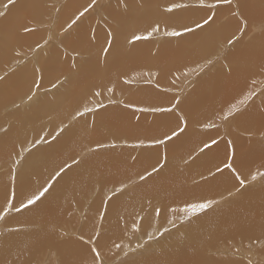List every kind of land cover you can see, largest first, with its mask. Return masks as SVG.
<instances>
[{
  "label": "rangeland",
  "instance_id": "rangeland-1",
  "mask_svg": "<svg viewBox=\"0 0 264 264\" xmlns=\"http://www.w3.org/2000/svg\"><path fill=\"white\" fill-rule=\"evenodd\" d=\"M130 1L97 0V4L69 28L68 25L71 24V21L75 19L79 11H83L91 3V0H16L15 4L8 7H5L8 0H0V12L5 14L0 16V77H4L3 80H0V92H2L0 94V215L6 211V215L0 219V240L7 235H10L8 237L17 235L21 241L25 238L23 240L25 242L24 254L30 252L32 256L30 259L20 260L19 264H69L66 259L64 260L67 251H70V256L73 255L75 260L73 264H91L93 256L89 249L92 247H98L104 264H157L158 261L154 257L158 258L161 253L169 254L174 251L175 241L178 237L180 236L181 240H184L186 234L189 238V234L193 232L190 235L195 236L196 234L201 237V240L204 239V246L207 249L204 256L202 255L205 258L203 260L200 258L203 254L201 250L198 255L195 254L197 257L193 255L194 258H197L195 263L200 258L203 261L200 264L205 262L207 264H216L217 262L220 264H232L233 262L235 264L239 262L241 264H264V176L261 175L264 173V85L262 84L260 88L259 84L255 83L258 75L253 74L256 77L252 76L246 85L248 88H245L248 89L246 91H249V96L251 95L248 101L246 100L248 98L243 99V92L239 96L236 92L230 91L229 94L236 97L231 98L227 103L222 101V93L214 99L210 98L206 101L204 99L202 102L204 104L193 103L197 100V96H201L199 94L202 91L211 90V87H206L209 80L211 82L218 79L223 81L230 71H233V66L240 63L238 60L241 59L242 54H238V56V52H235L234 59L228 57L232 55V51H235V47L239 48L237 44L243 39L246 46L251 41H256L251 42L249 48L244 47L245 45L242 43L241 50H238L250 54L248 59L252 64L249 70L256 63L259 65L260 61L264 62V56H261L264 55V42L262 41L264 19L254 18L255 12L260 13L259 15L262 14L261 16L264 18V0H257L254 12H252L254 4L252 7L250 5L247 7V4L240 3V1L249 0H233L231 5L218 2V0H204L206 5H214V7L205 8L199 6V0H156L157 4L155 0H148L152 5H149L147 0H133L138 2L135 10L130 8ZM176 4L188 5V7L173 8ZM241 6L245 10L240 8ZM151 7L154 8L151 11H155L153 14H150V10V12L148 11L149 8L152 9ZM168 8H173V11L168 12ZM239 8L243 10V13L247 12V15L242 14ZM140 12L145 13L146 17L143 21H147V24L135 27L132 22L137 20ZM117 13L120 14L119 17L124 16L125 19L116 17ZM195 15L203 16L197 20L201 22L207 16H211L213 19L218 16L216 26L225 25V22L228 23L232 20L231 29L230 26H224L226 37L229 36L227 39L224 36L221 37L218 28L216 33L215 29H213L214 31L211 29L213 33L210 32L212 35L209 39L214 38L215 40L209 41V43L206 38L200 39L199 50H192L186 57V54L182 53L185 39L188 36L197 37L203 30L196 29L194 34L184 33L179 37L166 35V33L183 32L184 25L194 27L196 20L195 22L191 21L193 18L196 19ZM188 18L190 21L187 20ZM25 26L35 29V31L25 32ZM154 26H158V32H152ZM81 30L85 31L84 34L80 33ZM109 32L113 34L112 37L108 36ZM149 33L151 35L148 39L137 41L134 44L129 43L133 34L147 36ZM243 36L245 38L242 39ZM108 39H112V47L107 57V63H105L101 49L107 46ZM224 39H231L233 43L229 44ZM193 42L197 43V38ZM74 43L76 44L74 45ZM252 44L254 47L251 46ZM174 48H176V52L173 53L171 61L170 57L165 59L162 56L160 58L161 53L159 52L169 49L171 52ZM245 48H248V51ZM251 48H255L254 50L260 57ZM141 49L146 50V53L138 54ZM208 49L211 52H208ZM176 57H180L181 61L175 62ZM93 59V64H90ZM112 59L119 61L122 67L119 66L113 70L114 66L111 67L113 63L109 64V60ZM212 59H216L214 60L215 67ZM226 59L229 63L233 61L235 63L230 64L229 69L225 62ZM188 60L194 62L199 60V62H195L194 66L188 68V65H184V62L189 63ZM73 63L78 66L77 69H72ZM85 66L87 67L85 68ZM88 67L91 71L87 69ZM201 71L203 73H200ZM53 84L56 87H53ZM253 84H256L259 90ZM229 86L231 87V83ZM250 86H252L251 90ZM96 91L102 94L95 96L93 93ZM3 93H10V95L4 97ZM30 95L33 97L32 100L28 99ZM138 97L144 103L136 101ZM261 97L263 99H260ZM57 98L60 103L55 104L54 107L56 106L55 108L58 109L52 114L47 112L49 109L43 105L50 104ZM226 98L228 99V97ZM176 101H180V103L177 104ZM189 103L191 106L195 105L190 107ZM233 104L236 105L238 114L224 120L221 110L226 108L225 111H227ZM40 106L44 110L46 109V115L40 113L38 119L41 122L42 119L46 118V120H43L42 124L40 122L34 124V121L30 120L27 127L25 125L26 128L20 127L23 125L22 120L30 115H35L34 113L40 110ZM85 106L93 110L85 111ZM197 107H201L200 110ZM42 108L40 111L43 110ZM159 108H169L171 111L160 112L156 110ZM137 109L144 110L138 111ZM191 109L194 110H192L193 113L190 112ZM78 110L80 115L77 114ZM120 114L122 121L118 119V123L111 122L114 121L115 116H120ZM188 114L192 115H190L191 119L187 117ZM100 118L105 127H101V130L105 131L103 136L95 135V139V137L92 138V135L96 134L93 128L99 125ZM185 119L187 120L186 131L178 139L174 138L164 144L156 143L157 139L163 138L165 134H170L177 124L183 127ZM189 122L193 127L189 126ZM77 125L85 129L82 130ZM18 128L19 131H17ZM191 128L194 129L191 130ZM72 129L79 131L73 135L70 132ZM84 130H89V133H83ZM90 133L92 135H88ZM212 139H215L217 144L213 145L211 149L201 151L203 143L205 141L210 143ZM233 149L235 156L232 155ZM40 152L50 153L48 159L50 163L46 168L34 159V156ZM239 154L240 156H238ZM171 158L176 160L175 166L178 165L177 167L168 165ZM74 160L79 163H73ZM158 160L159 164H164V167L159 172H152L153 166L159 168ZM225 162L231 163L232 168H225ZM66 163L71 165V168L66 170L56 182L54 189L42 202L26 210L15 211V207L19 206L21 201L26 200L29 194L44 185L49 177ZM85 165H88L86 167L94 165L98 175L94 172H90V174L85 172L87 175L84 177L80 175L78 171L85 170ZM217 166H219V170H217ZM104 171L107 173L105 174ZM186 171L189 174L185 175ZM166 172L168 175L164 176ZM148 173L152 174L148 176ZM179 173L182 174V179L179 178ZM141 174L147 177L144 181L139 179ZM174 174H177V177ZM13 175H15V181L12 179ZM68 176L70 178L81 176L83 179L82 181L77 179L80 184L73 180L76 183L69 181L66 185L64 178ZM98 176L100 177L98 178ZM252 176H255L256 179L253 180ZM108 177L109 181H107ZM237 177L244 180L243 187H240ZM87 179L92 181L90 186ZM163 180L166 181L163 182ZM162 182L168 183L164 185ZM69 183L70 185H68ZM75 184L81 185V188H77ZM223 184L226 188L223 187ZM71 185H75L76 188ZM145 187L149 191H145ZM178 187L180 189H177ZM114 189H123V192L117 193ZM68 190H72V192ZM174 190L175 193L177 190L179 191L175 194ZM248 193L251 197L248 196ZM256 197L259 198L256 199ZM156 198L159 199V202H153L154 205L151 207V201ZM118 199L123 203L121 205L123 207L120 206V211L122 210L123 214L126 213V217L121 218L120 216L119 219L112 217V213L119 209V207L114 208L112 203L113 200H117V204ZM7 200L12 202L11 209L7 208ZM226 200L231 204L229 202L227 204ZM256 200L258 205L255 204ZM209 201H211L212 209L197 213L187 211L192 204ZM248 201L253 206V210ZM220 202H224L223 204L226 206L221 205ZM165 203L169 206H166ZM244 204H247V207H244ZM262 204V207L259 206ZM181 205L184 207L182 208ZM218 205L222 207L220 208ZM234 206H238V209ZM248 207L251 210L246 209L247 213L249 212L248 218L250 217L251 221L253 219L254 225L258 222L260 225L257 224L258 228L261 227L259 230L256 228L257 232H252L253 224L247 215L242 216L247 219H241V216L238 217L235 214L240 212L239 209H242L239 214L246 213L244 209ZM257 209L259 210L257 211ZM164 210L167 212L165 213ZM230 210L233 214L230 213ZM236 210L238 211L236 212ZM149 211L152 213L150 212V214ZM160 212H164V214ZM222 212L223 214L226 212L225 215H231L230 222L223 219ZM219 213L221 218L218 216ZM212 214L216 216V219L214 216L211 219L208 218ZM234 215H237V220L240 219L239 222L236 221V224H232L235 222ZM46 218L48 219L49 235L53 234L48 240L53 237L57 242V247L51 243V240L47 242L42 240L38 244L42 247L37 248L36 241L38 242L40 235L44 233L43 223ZM218 219H223V222L219 220L218 223ZM241 221L252 229L245 227L243 231L244 225ZM117 223L118 225H114ZM216 223L221 224L217 225L219 229H217ZM248 223L250 224L248 225ZM109 224L112 226L110 229L108 228ZM212 224L215 225L214 228H212ZM238 225H241L239 226V228L242 227L241 230ZM254 225L253 227H255ZM115 226L118 232H116ZM210 228H216L215 232ZM230 228H234V234ZM237 228L239 231L236 230V234L235 229ZM222 229H224V233H222ZM177 230L179 235H174ZM186 231L187 233L184 234ZM218 233H222L223 236L220 237L221 235ZM224 234L227 235L224 236ZM81 236L88 242L84 243L80 239ZM89 237H91L90 240ZM63 245H69L66 247L67 251L62 248ZM72 247L73 250H71ZM75 247H85L88 253H80L84 257L82 258L76 254ZM20 249L19 247L14 253H19ZM219 256L227 260L224 261L221 257L219 259ZM207 258H211L212 261L211 259L208 261ZM228 259L229 262H226ZM5 264L13 263L6 262ZM172 264L175 263L172 261Z\"/></svg>",
  "mask_w": 264,
  "mask_h": 264
},
{
  "label": "bare ground",
  "instance_id": "bare-ground-1",
  "mask_svg": "<svg viewBox=\"0 0 264 264\" xmlns=\"http://www.w3.org/2000/svg\"><path fill=\"white\" fill-rule=\"evenodd\" d=\"M137 1V0H136ZM136 1H133V0H131L130 1V8H133L134 10H135V6H136V4L138 3V2H136ZM148 1V0H147ZM146 1V2H147ZM156 1V0H155ZM164 1H166V0H164ZM42 2V1H41ZM146 2H144L145 4H146ZM153 2V1H152ZM244 3L245 5L247 4V7L250 5L251 7L253 6V4H254V6H253V11L252 12H254V11H256V7H257V0H249V1H240V3ZM143 3V2H142ZM148 3H150L149 1H148ZM156 4H157V1L155 2ZM251 3H252V5H251ZM161 4H162V2H161ZM149 5H152L151 3L149 4ZM241 5V4H240ZM114 6V5H113ZM146 6H148V4H146ZM158 6H159V4H158ZM249 6V7H250ZM47 8V7H46ZM152 8V7H151ZM240 8H242V9H244V7L243 6H241ZM239 8V9H240ZM70 9V8H69ZM260 9V8H259ZM151 11V10H154V8H152V9H148V11ZM241 10V9H240ZM245 10V9H244ZM247 10V9H246ZM248 10H249V8H248ZM113 11V10H112ZM127 11V10H126ZM125 11V12H126ZM149 11V12H150ZM242 11V14H244L245 13V15H247V12H245L244 11V13H243V10H241ZM240 11V12H241ZM70 12H71V10H70ZM153 12H155V11H153ZM153 12L151 11L150 12V14H153ZM122 13V12H121ZM118 14V13H117ZM128 14V13H127ZM125 15L126 16V18H127V16L128 15ZM157 14V13H156ZM194 14H196V13H194ZM260 13H256L255 12V19H264L261 15H259ZM71 15V14H70ZM119 15L120 14H118V15H115L116 17H118L119 19H120V17L121 18H123L124 16H120L119 17ZM123 15V14H122ZM252 15V14H251ZM72 16V15H71ZM146 16H145V13L144 12H140L139 14H138V16H137V20H135L134 22H132V24L134 23V25H135V27H138L139 25H142V24H147V21H143V19L145 18ZM175 17V16H174ZM193 17V16H192ZM195 17H196V19L195 18H193V20L191 21V22H195V20L197 21L198 20V18H199V20H200V18H202L203 16H197V15H195ZM217 17L218 16H216L213 20H212V22L209 24V25H206L205 27H203V31H201L200 33H199V35L197 36V37H190V36H188V38H186L185 39V42H184V44H183V47H182V53H185L186 54V57L187 56H189V55H187V54H189L192 50H199V45H200V39H202V38H206L207 40H208V42L210 41V42H213V40H215L214 38L212 39V40H210L209 38H210V35H212V34H210V32L211 33H213V29H215V33L217 32V28L219 29L218 31H219V33H220V35H222L221 37H223L224 36V38H226L227 39V37L229 38V36H227L226 37V28L224 27V26H230V29H231V22H232V20L231 21H229L228 23H226L225 22V25H221L220 24V26H216V24L218 23V20H217ZM245 17V16H244ZM259 17V18H258ZM125 18H123V20H124ZM182 19H183V16H182ZM185 19V18H184ZM122 20V21H123ZM187 20H189V18L187 19ZM250 20V19H249ZM190 21V20H189ZM226 21V20H225ZM234 21V23L236 22L235 20H233ZM257 21V20H256ZM70 22V21H69ZM191 22H189V23H191ZM257 22H259V20L257 21ZM256 22V23H257ZM222 23H224V22H222ZM187 24H188V22H187ZM192 24V23H191ZM236 24V23H235ZM236 25H238V24H236ZM255 25V24H254ZM235 26V25H234ZM216 27V28H215ZM233 28V27H232ZM248 28V27H247ZM213 31H212V30ZM82 30H84L83 28H82ZM82 30H81V32L80 33H82V34H84V32L85 31H83L82 32ZM245 33H247V32H245ZM249 34V33H248ZM264 34V33H263ZM220 35H218V36H220ZM227 35H228V33H227ZM3 36V35H2ZM14 36V35H13ZM263 37H262V41L264 42V35H262ZM197 38V43H195V42H193V40L194 39H196ZM216 38V37H215ZM220 38V37H219ZM243 38H245L244 36L242 37V39ZM86 39H87V37H86ZM116 39V38H115ZM221 39V38H220ZM261 39V38H260ZM7 40V39H6ZM240 40H241V38H240ZM239 40V41H240ZM9 41V40H8ZM8 41H7V44H8ZM14 41V40H13ZM70 41H72V40H70ZM224 41H229V39L228 40H225L224 39ZM244 41V39L242 40V41H240V42H238V44L237 45H239V48H238V46L237 47H235L234 48V50L235 51H232V55L230 56V57H228V58H231V59H234V56H235V52H238L237 53V55L238 54H242V56L240 57L241 59L240 60H238V61H240V63H237V64H235L234 63V61L233 62H227V59L225 60V62H227V64H228V69L231 67V65H233V63L235 64L233 67H234V69H233V71H230V74L223 80V81H220L217 77H218V75H217V81L216 80H213V81H215V83H213V81L211 82V80H209L208 82H207V84L206 83H204V84H206L207 86V88H209V87H211L210 89V91H200L201 93L199 94V95H201V96H197V100H195V101H193V103H196V104H204V103H202L203 102V100L205 99V101L207 100V99H210V98H216L220 93H222L223 95H222V98H223V100L222 101H224L225 103H227L231 98H234V97H236V96H233L232 94V96L229 94L230 93V91L232 92L233 91V93L234 92H236L239 96L242 94V92H243V99H245V98H248V99H246L247 101L249 100V98L251 97V95L249 96V91H246V90H248V89H245L247 86V83H249L250 81L249 80H251L252 79V76H254L253 74H255V75H258V79L255 81V83H257V85L259 84V86H260V88L262 87V84L264 85V62H262L261 63V61H260V64L259 65H257V63H256V65H253L252 66V69H250L249 70V67H250V65L252 64L251 63V61L248 59V57H249V53L247 54V53H243V51H238V50H241L240 49V46H242V43H244L243 42ZM255 41V40H254ZM253 41V42H254ZM261 41V40H260ZM74 42H76V41H74ZM209 42V43H210ZM252 42V41H251ZM251 42L248 44V46H246L245 45V43H244V47H250L249 45L251 44ZM252 42V43H253ZM256 42V41H255ZM76 43H78V42H76ZM76 43H74V45L76 44ZM81 43H83V42H81ZM101 43V42H100ZM248 43V42H247ZM196 44V45H195ZM258 44V43H257ZM77 46V45H76ZM172 46V45H171ZM170 46V47H171ZM212 46V45H211ZM251 46H253L254 47V44H252ZM260 46H261V44H260ZM264 46V45H263ZM177 47H179L178 45H177ZM141 48H143V47H141ZM208 48V47H207ZM243 48V47H242ZM247 48V49H248ZM261 48V47H260ZM178 49V48H177ZM246 49V48H245ZM246 49V51H248ZM251 49H253V48H251ZM255 49V48H254ZM253 49V50H254ZM144 50V49H143ZM142 49L138 52V54H145L146 53V50H144L143 51ZM176 50V48H174L173 49V51H171L170 52V49L167 51H163V52H159V53H161L160 54V58L162 57V56H164L165 57V59H167V58H169L170 57V61H171V57H172V55H173V53L174 52H176L175 51ZM250 50V49H249ZM210 50L208 49V52H209ZM255 51V50H254ZM261 51V50H260ZM211 52V51H210ZM252 52V51H251ZM250 52V53H251ZM256 52V51H255ZM218 53V52H217ZM257 53V52H256ZM252 54V53H251ZM263 54V53H262ZM177 55V54H176ZM179 55L181 56V54H180V52H179ZM218 55V54H217ZM257 55L260 57V55L257 53ZM6 56V55H5ZM239 56V55H238ZM261 56H264V55H261ZM202 57V56H201ZM159 58V57H158ZM216 59H217V57H215ZM239 58V57H238ZM264 58V57H263ZM182 59H184V58H182ZM216 59H212V61L214 62V60H216ZM174 60V59H173ZM230 60V59H229ZM228 60V61H229ZM237 60V59H236ZM181 60H180V57H176L175 58V62H180ZM189 61V63H186V62H184V65H188L187 67L189 68V67H191V66H194V64H195V62H199V60H197V61H191V60H188ZM237 61V62H238ZM256 61V60H255ZM258 61V60H257ZM93 62H94V59L91 61V63L90 64H93ZM134 62H136L135 60H134ZM201 62V61H200ZM110 63H113V65H111V67L112 66H114V67H112L113 68V70L114 69H117L119 66L120 67H122L121 65H120V62L119 61H117V60H114V59H112V60H109V64ZM159 63V62H158ZM215 64H216V62H214V67H215ZM231 64V65H230ZM57 65V64H56ZM60 65V64H59ZM149 65H150V60H149ZM153 65V64H152ZM206 65V64H205ZM58 66V65H57ZM87 66H85V68H86ZM90 67H91V65H90ZM90 67H88L87 69L89 70V71H91V69H90ZM153 67V66H152ZM183 67H185V66H183ZM210 68H213L212 66H209ZM208 67V68H209ZM57 68V67H56ZM186 68V67H185ZM218 68H220V67H218ZM258 69H259V71H261V72H259L258 71ZM55 70H57V69H55ZM228 71V72H229ZM24 72V71H23ZM26 72V71H25ZM33 72V71H32ZM55 72H57V71H55ZM221 72V71H220ZM200 73H203L202 71L200 72ZM34 74V73H33ZM219 74V73H218ZM226 74V73H225ZM224 74V75H225ZM27 75V74H26ZM200 75V74H199ZM259 76H261L260 78H259ZM212 77H214V76H212ZM225 77V76H224ZM254 77H256V76H254ZM253 77V78H254ZM17 78V77H16ZM194 78V77H193ZM215 78V79H216ZM18 79V78H17ZM16 79V80H17ZM29 79V78H28ZM188 79V78H187ZM190 79V78H189ZM188 79V80H189ZM200 79V78H199ZM221 79V78H220ZM19 80V79H18ZM158 80V79H157ZM191 80V79H190ZM198 80V79H197ZM255 80V79H254ZM254 80H252V81H254ZM259 80V81H258ZM243 81H245L244 83H243ZM249 81V82H248ZM28 82V81H27ZM49 82H50V80H49ZM181 82H183V81H181ZM161 83V82H160ZM165 83V82H164ZM229 83H231V87L229 86ZM17 84V83H16ZM162 84V83H161ZM253 85H255V86H257L256 84H253ZM13 86V85H12ZM185 86V85H184ZM204 86V85H203ZM233 86V87H232ZM16 86H14V88H15ZM22 87H24V86H22ZM251 87L252 86H250V90H251ZM26 88V87H25ZM248 88V87H247ZM257 88H258V86H257ZM263 88H264V86H263ZM16 89V88H15ZM170 89V88H169ZM177 89V88H176ZM3 91H4V89H2ZM198 90V89H197ZM258 90H259V88H258ZM73 91V90H72ZM244 91H246V92H244ZM9 92H11L10 90H9ZM150 92V91H149ZM155 92V91H154ZM75 93V95H76V91L74 92ZM140 93V92H139ZM142 93V92H141ZM228 93V94H227ZM0 94H2V92H0ZM72 94V93H71ZM79 94V93H78ZM193 94V93H192ZM227 94V95H226ZM251 94V93H250ZM10 95V93H3V95L2 96H4V97H8ZM253 95V94H252ZM259 95V94H258ZM132 96V95H131ZM196 96V95H195ZM62 97V96H61ZM61 97H59V98H61ZM75 97V96H74ZM76 97H78V96H76ZM81 97V96H80ZM133 97V96H132ZM131 97V98H132ZM140 97V96H139ZM137 98V100L136 101H140L141 103H144V102H142L143 100L142 99H140V98ZM226 97H228V99L226 98ZM59 98H57V100H54L52 103H50V104H47V105H43V102H42V105L44 106V107H47V109H49V111H47V112H51V114H52V112H54V111H56L58 108H55L54 107V105L55 104H58V103H60V100H59ZM63 98V97H62ZM130 98V99H131ZM152 99V98H151ZM163 99V98H162ZM193 99V98H192ZM194 99H195V97H194ZM193 99V100H194ZM237 99V98H236ZM260 99H263L262 97L260 98ZM240 100V99H239ZM258 100V99H257ZM262 101V100H261ZM61 102H64V101H61ZM82 102V101H81ZM68 103V102H67ZM159 103V102H158ZM72 104V103H71ZM132 104V103H131ZM136 104V103H135ZM187 104V103H186ZM190 104V103H189ZM4 105H5V103H4ZM68 105H70L69 103H68ZM74 105V104H73ZM195 104H193L192 106H194ZM48 106H50V107H48ZM58 106H64V105H58ZM57 106V107H58ZM146 106V105H145ZM144 106V107H145ZM189 106V105H188ZM191 106V104H190V107H192ZM198 106V105H197ZM41 107V106H40ZM42 108V107H41ZM41 108H40V110H41ZM198 108V107H197ZM201 108V107H200ZM200 108H198L199 110H200ZM215 108V107H214ZM39 109V108H38ZM43 109V108H42ZM197 109V110H198ZM203 109V108H202ZM36 110V109H35ZM40 110H38L37 111V113H34L35 115H30L29 117H26L25 119H23L22 120V122L21 123H23V125H21L20 127H25V125H26V127H27V124H29V121L30 120H33L34 121V124H39V122L42 124V122H43V120H46V118L45 119H42V122L41 121H39V119H38V115L40 114V113H43V115H46V109L44 110H42V111H40ZM59 110H61V109H59ZM186 110V109H185ZM193 109H191L190 110V112L192 111ZM224 110H226V108L224 109ZM194 111V110H193ZM193 111L191 112V113H193ZM35 112V111H34ZM101 113V112H100ZM197 113H198V111H197ZM202 113V112H201ZM255 113V112H254ZM28 114V113H27ZM56 114H57V112H56ZM128 114V113H127ZM199 114V113H198ZM64 115V114H63ZM105 115V114H104ZM113 115V114H112ZM191 114H188V116L187 117H191L190 116ZM254 115V114H253ZM252 115V116H253ZM198 116V115H197ZM196 116V117H197ZM204 116V115H203ZM63 117V116H62ZM65 117V116H64ZM114 117V116H113ZM118 117V118H117ZM132 117V116H131ZM198 117H200V116H198ZM241 117V116H240ZM247 117V116H246ZM249 117V116H248ZM21 118V117H20ZM20 118H18V119H20ZM49 118V117H48ZM102 118V117H101ZM100 118V122H99V125H97L96 126V128H93V130H95V132H96V134H94V136L92 135V133H90V134H88V135H92V138H94L95 137V135H102L103 134V132L105 131V130H101V127H104V123L102 122V119ZM121 118V114H120V116H115V119H114V121H111V122H114V123H116L117 121H118V119H119V121L121 120L120 119ZM125 118V117H124ZM250 118V117H249ZM110 119V118H109ZM191 119V118H190ZM190 119H188V120H190ZM198 119V118H197ZM197 119H195V120H197ZM203 119V118H202ZM207 119V118H206ZM243 119V118H242ZM116 120V121H115ZM252 120V119H251ZM253 120H255V119H253ZM98 121V120H97ZM96 121V122H97ZM118 121V122H119ZM122 121V120H121ZM125 121V120H124ZM201 121V120H200ZM110 122V121H109ZM117 122V123H118ZM126 122V121H125ZM192 122V121H191ZM191 122H189V126L191 127H193V125H191ZM199 122V121H198ZM197 122V123H198ZM261 122V121H260ZM82 123V122H81ZM94 123H95V120H94ZM254 123V122H253ZM258 123V122H257ZM106 124V123H105ZM109 124H111V123H109ZM193 124V123H192ZM84 125V124H83ZM94 125V124H93ZM93 125H92V127H93ZM118 125V124H117ZM116 125V126H117ZM195 125V124H194ZM247 125H248V123H247ZM79 125H77V127H78ZM110 126H114V125H110ZM121 126V125H120ZM264 126V125H263ZM19 127V128H20ZM25 127V128H26ZM84 127V126H83ZM98 127V128H97ZM123 127V126H122ZM144 127V126H143ZM14 128V127H13ZM19 128L17 129V131H19ZM29 128H31V127H29ZM76 128V127H75ZM78 128H81L80 126L78 127ZM105 128V127H104ZM113 128V127H112ZM162 128V127H161ZM257 128V127H256ZM82 129V128H81ZM80 129V130H81ZM83 129H85V128H83ZM82 129V130H83ZM86 129H88V128H86ZM98 129V130H97ZM107 129H109L108 127H107ZM115 129V128H114ZM194 129V128H193ZM192 128H191V130H193ZM59 130V129H58ZM110 130V129H109ZM16 131V130H15ZM79 130L78 129H72L70 132H71V134H75V133H77ZM89 130H84V132L83 133H86V132H88ZM120 131V130H119ZM159 131H160V129H159ZM188 131V130H187ZM190 131V130H189ZM69 132V133H70ZM108 132V131H107ZM122 132V131H121ZM192 132V131H191ZM89 133V132H88ZM123 133V132H122ZM130 133V132H129ZM79 134H82L81 132H79ZM142 134V133H141ZM78 135V134H77ZM116 135V134H115ZM123 135H124V133H123ZM139 135V134H138ZM195 135V134H194ZM103 136V135H102ZM120 137H121V134L119 135ZM129 136V135H128ZM184 137V136H183ZM198 137V136H197ZM68 138V137H67ZM108 138V137H107ZM95 139H96V137H95ZM186 139V138H185ZM44 147H46V146H44ZM254 150V149H253ZM66 151V150H65ZM54 153L56 152V151H53ZM112 152V151H111ZM187 152V151H186ZM253 152V151H252ZM171 153V152H170ZM222 153V152H221ZM260 153V152H259ZM66 154V153H65ZM180 154V153H179ZM212 154V153H211ZM257 154V153H256ZM238 156H240V154L238 155ZM49 157H50V153H47V152H40L39 154L37 153L35 156H34V159H36V161L38 162V163H40V164H42L45 168H46V166L50 163V160H48L49 159ZM64 157V156H63ZM141 157V156H140ZM103 158V157H102ZM152 158V157H151ZM175 158V157H174ZM170 159L169 161H168V165H170V166H175V163L177 164V162H176V160L175 159ZM191 158V157H190ZM33 159V160H34ZM87 160V159H86ZM118 160V159H117ZM102 163H103V161H101ZM198 162V161H197ZM200 162H203V161H200ZM153 163H154V161H153ZM199 163V162H198ZM209 163V162H208ZM211 163V162H210ZM264 164V163H263ZM86 166H88V165H85L84 167L86 168L85 170L83 169H81V171H78L79 173H80V175H82L83 177L84 176H86L87 174H85V172H88L89 174H90V172L92 173V172H94V173H96V171H95V169H94V165H90L91 167H86ZM100 166V165H99ZM178 166V165H177ZM177 166H175V167H177ZM192 166H194V165H192ZM234 166V165H233ZM264 166V165H263ZM101 167V166H100ZM175 167H173V168H175ZM97 168V167H96ZM167 168H169V167H167ZM189 168V167H188ZM190 168H191V166H190ZM247 168H249V167H247ZM246 168V169H247ZM244 169V168H243ZM246 169H244V170H246ZM43 170H45V169H43ZM167 170V169H166ZM169 170H170V168H169ZM172 170V169H171ZM187 170V169H186ZM249 169H247V171H248ZM127 171H128V169H127ZM188 171V170H187ZM186 171V172H187ZM191 171V170H190ZM242 172V171H241ZM243 172H246V171H243ZM250 173L252 172V171H249ZM79 173H77V175H79ZM104 173L106 174L107 172L106 171H104ZM110 173V172H109ZM176 173V172H175ZM184 173V172H183ZM200 173V172H199ZM97 175H98V173H96ZM100 174V173H99ZM101 174H102V172H101ZM100 174V175H101ZM164 174H166V175H164V176H167L168 174H167V172L166 173H164ZM171 174V173H170ZM180 174V175H179ZM178 174V176H179V178H181V173H179ZM187 174H189L188 172L187 173H185V175H187ZM191 174H193L192 172H191ZM223 174V173H222ZM246 174V173H245ZM248 174V173H247ZM108 175V174H107ZM162 175V174H161ZM103 176V175H102ZM111 176V175H110ZM109 176V177H110ZM172 176V175H171ZM174 176H176L177 177V174H174ZM223 176V175H222ZM100 176H98V178H99ZM104 177V176H103ZM107 177V176H106ZM109 177L107 178L108 180L107 181H109ZM176 177H175V179H176ZM217 177H219V176H217ZM159 178H160V176H159ZM171 178V177H170ZM178 178V179H179ZM77 179H79L78 181H82V179L83 178H81V176H79V178H78V176H76V177H71L70 178V176H68L67 178H64V182L66 183V185H67V183L69 182V181H73V180H75L76 182H78L77 181ZM101 179V178H100ZM182 179V178H181ZM180 179V180H181ZM214 179V178H213ZM216 179V178H215ZM224 179V178H223ZM261 179V178H260ZM93 180V179H92ZM106 180V179H105ZM111 180V179H110ZM158 180V179H157ZM171 180V179H170ZM172 180H174L173 179V177H172ZM212 180V179H211ZM75 181H73L74 183H76ZM86 181V180H85ZM84 181V182H85ZM90 182L91 180L90 179H87V182ZM164 181H166V180H163V182ZM177 181V180H176ZM185 181H186V178H185ZM213 181V180H212ZM87 182H85V183H87ZM88 182V184H89V186H90V184L92 183V181L89 183ZM104 182V181H103ZM111 182V181H110ZM109 182V183H110ZM135 182V181H134ZM162 182V184H166L167 185V183L168 182H166V183H163ZM79 183V182H78ZM105 183V182H104ZM107 183V182H106ZM156 183H157V181H156ZM183 183V182H182ZM72 185H73V183H71ZM80 184V183H79ZM78 184V185H79ZM66 185H64L65 187H67ZM68 185H70V183L68 184ZM71 185V187H74L75 185H77V184H75L74 186H72ZM78 185H77V188H81V185H79V187H78ZM86 185V184H85ZM174 185V184H173ZM226 185V184H225ZM151 186H152V184H151ZM156 186H158V185H156ZM169 186V185H168ZM167 186V187H168ZM170 186H172L171 185V183H170ZM251 186V185H250ZM256 186V185H255ZM262 186H263V184H262ZM147 187V186H146ZM146 187L144 188L145 189V191H149V190H147L146 189ZM160 187V186H159ZM164 187H166V186H164ZM166 187V188H167ZM182 187V186H181ZM223 187H225L224 186V184H223ZM75 188H76V186H75ZM107 188H108V186H107ZM112 188V187H111ZM153 188V187H152ZM155 188V187H154ZM169 188V187H168ZM220 188V187H219ZM219 188H218V190H219ZM226 188V187H225ZM246 188V187H245ZM251 188V187H250ZM249 188V189H250ZM264 188V187H263ZM165 189V188H164ZM164 189H163V191H164ZM177 189H180L179 187L177 188ZM182 189V188H181ZM221 189V188H220ZM240 189V188H239ZM243 189V188H242ZM248 189V190H249ZM170 190H171V187H170ZM191 190V189H190ZM244 191H245V189H243ZM242 190V191H243ZM264 190V189H263ZM69 192L71 191L72 192V190H68ZM142 191V190H141ZM178 191L179 190H177V193H178ZM222 191V190H221ZM57 192V191H56ZM63 192H64V190H63ZM131 192V191H130ZM166 193H168L167 191H165ZM140 193H142V192H140ZM158 193H159V190H158ZM166 193H165V195H166ZM174 193H175V190H174ZM177 193H175V194H177ZM245 193V192H244ZM149 194V193H148ZM174 194V195H175ZM180 194V193H179ZM241 194V193H240ZM249 194V193H248ZM252 194V193H251ZM254 194V193H253ZM259 194V193H258ZM57 195V194H56ZM65 195V194H64ZM133 195V194H132ZM173 195V196H174ZM181 195V194H180ZM256 195V194H255ZM68 196H69V194H68ZM70 196H71V193H70ZM105 196V195H104ZM134 196V195H133ZM177 196V195H176ZM179 196V195H178ZM244 196V195H243ZM242 196V197H243ZM249 197H251V195L249 194L248 195ZM123 197V196H122ZM179 197H181V196H179ZM178 197V198H179ZM183 197V196H182ZM246 197V196H245ZM253 197V196H252ZM169 198V197H168ZM235 198V197H234ZM233 198V200H236V199H234ZM257 198H259V197H256V199ZM58 199V198H57ZM56 199V200H57ZM66 199H68V198H66ZM157 199V198H156ZM154 199L153 201H151V203H150V205H151V207H153L152 205H154V203L153 202H159V199ZM165 199V198H164ZM170 199H172V200H175V199H173V198H170ZM252 199V198H251ZM53 200V199H52ZM55 200V199H54ZM53 200V201H54ZM63 200V199H62ZM171 200V201H172ZM177 200V199H176ZM229 200V199H228ZM232 200V199H231ZM232 200V201H233ZM264 200V199H263ZM58 201V200H57ZM116 201L117 200H113V203H112V205L114 206V208H118L119 207V209H117V210H115L116 212L115 213H112V217H119L120 218V216H121V218H124V217H126V213L125 214H123V211L121 210L120 211V206L123 204L122 202H120L119 201V199H118V205L116 204ZM183 201V200H182ZM185 201V200H184ZM231 201V202H232ZM250 202H251V200H249ZM248 201V203H249V206H251V204H250V202ZM63 202V201H62ZM95 202V201H94ZM179 202H181V201H179ZM225 202H227V200L225 201ZM229 203H230V201H228ZM227 202V204H229ZM255 202V201H254ZM253 202V203H254ZM258 201L256 200V202H255V204L257 203ZM185 203H186V201H185ZM219 203V202H218ZM221 203V205L224 203V202H220ZM252 203V205H254ZM137 204H139V203H137ZM231 204V203H230ZM140 205V204H139ZM157 205V204H156ZM165 205L166 206H169V204L167 205L166 203H165ZM171 205V204H170ZM224 206H226L225 204H223ZM247 205V204H246ZM245 204H244V207H247ZM256 205H258V203L256 204ZM180 206V205H179ZM178 206V207H179ZM182 206V208L184 207L183 205H181ZM187 206V205H186ZM189 206V205H188ZM214 206V205H213ZM219 206V205H218ZM259 206H263V204L262 205H259ZM4 207V206H3ZM123 206H121V208H122ZM215 207V206H214ZM220 207V206H219ZM222 207V206H221ZM220 207V208H221ZM235 207V206H234ZM237 207V209H238V206H236ZM235 207V208H236ZM243 207V208H244ZM252 207L253 206H251V209H252ZM256 207V206H255ZM143 208V207H142ZM181 208V207H180ZM211 209H212V207H210ZM239 208H240V206H239ZM241 208H242V205H241ZM259 208V207H258ZM263 208H264V206H263ZM262 208V209H263ZM150 209V208H149ZM163 209V208H162ZM166 209V208H165ZM213 209H217V208H213ZM248 210L249 209V211H251L250 210V207H248V208H245L244 210ZM254 209V208H253ZM252 209V210H253ZM7 210V209H6ZM232 210H234V209H232ZM243 210V211H244ZM247 210H246V213H247ZM259 209H257V211H258ZM260 210H261V208H260ZM162 211V210H161ZM231 211V210H230ZM229 211V212H230ZM238 210H236V212H237ZM239 211L241 212L242 211V209H239ZM152 213V211H149V213ZM164 212L166 213L167 211H165L164 210ZM164 212H162L163 214H164ZM227 212V211H226ZM226 212L223 214V212L221 213L222 214V216L224 217L223 219H227L228 220V222H230V220H231V215L230 214H227V215H225L226 214ZM240 212H238V213H235V214H237L238 215V217H240L241 219H247L248 218V216H249V212L246 214V213H244V214H239ZM253 212V211H252ZM148 213V214H149ZM150 213V214H151ZM161 213V212H160ZM161 213V214H162ZM231 214H233V212L231 211L230 212ZM220 213L218 214V216L219 215H221ZM250 214H252V213H250ZM259 214V213H258ZM216 215V214H215ZM225 215V216H224ZM237 215H234L233 216V219L235 218V222H233L232 224H236V221L237 222H239L238 220H240V219H238L237 220V218H236V216ZM244 215H247V218H243L242 216H244ZM253 215H255V214H253ZM210 217H208L209 219H211V217L213 218V214L212 215H209ZM262 216V215H261ZM206 217V218H207ZM220 218H221V216H219ZM246 217V216H245ZM256 217V216H255ZM118 218V219H119ZM204 218V217H203ZM205 218V219H206ZM207 218V219H208ZM230 218V219H229ZM110 219H112V218H110ZM214 219H216V216H214ZM213 219V220H214ZM223 219H218L217 220V222L220 220V221H222L223 222ZM232 219V220H233ZM249 219V221H251L250 220V217L248 218ZM255 219V218H254ZM45 220V219H44ZM113 220V219H112ZM112 220H110V221H112ZM115 220H117V219H115ZM264 220V219H263ZM107 221V220H106ZM120 221V220H119ZM147 221V220H146ZM211 221V220H210ZM209 221V222H210ZM216 221V220H215ZM219 221V222H220ZM234 221V220H233ZM245 221H247V220H245ZM252 221H253V219H252ZM251 221V222H252ZM48 219L46 218V220L44 221V227H45V229H43L44 230V233H42L41 235H40V238H39V241L37 242L36 241V244H37V248L39 247V246H41L42 247V245H38V244H40L41 242H42V240H45L46 242L47 241H50L51 240V243H53V245L55 246V247H57V242L56 241H54V239H53V237H51L49 240H48V238L51 236V235H53V234H50L49 235V229H47V228H49L48 227ZM115 222V221H114ZM117 222H118V220H117ZM205 222V221H204ZM208 222V221H207ZM214 222V221H213ZM218 222V223H219ZM232 222V221H231ZM110 223V222H109ZM112 223H113V221H112ZM211 223H212V221H211ZM218 223H216L215 225H216V227H217V225H221V224H218ZM241 223L243 224V223H245V222H242L241 221ZM240 223V224H241ZM247 223V222H246ZM257 224H258V222H256ZM260 223V222H259ZM51 224H52V222H51ZM197 224V223H196ZM205 224V223H204ZM225 224V223H224ZM223 224V225H224ZM250 223H248V225H249ZM252 224L254 225V222H252ZM251 224V225H252ZM257 224L256 225H254L255 227H253V225H252V228L250 227V226H246V224H243L244 226V228H242V227H240V228H242V230L243 229H245V227H247V228H251L252 230V232H254V231H256L257 232V229L256 228H258V226H257ZM114 225H118V223L117 224H114ZM215 225L214 224H212V228H214L215 227ZM222 225V226H223ZM259 225V224H258ZM108 226V225H107ZM110 224H109V229H110ZM119 226H120V224H119ZM198 226V225H197ZM214 226V227H213ZM222 226L220 227V229L222 228ZM227 226V225H226ZM234 226V225H233ZM236 226V225H235ZM239 226H241V225H238V228H239ZM257 226V227H256ZM260 226V225H259ZM261 226H262V224H261ZM112 227V226H111ZM116 227V226H115ZM187 227V226H186ZM199 227V226H198ZM230 227V226H229ZM237 227V226H236ZM212 228H210V229H212ZM224 228V227H223ZM225 228H227V227H225ZM231 228H232V226H231ZM230 228V229H231ZM235 228V227H234ZM233 228V229H234ZM238 228L237 229H235V231L236 230H238ZM239 228V230H241ZM259 228H261V227H259ZM259 228H258V230H259ZM53 229V228H52ZM57 229V228H56ZM113 229V228H112ZM200 229V228H199ZM216 229V228H215ZM215 229H212V230H214V232H215ZM217 229H219V227H217ZM233 229H231L232 230V232H233ZM114 230V229H113ZM116 232H118L117 230V227H116ZM182 230V229H181ZM187 230V229H186ZM188 230H189V228H188ZM194 230V229H193ZM193 230H191V231H193ZM209 229H207V231H208ZM238 230V231H239ZM247 230V229H246ZM183 231V230H182ZM185 231V230H184ZM190 231V232H191ZM197 231V230H196ZM222 233H224V229H222ZM244 231V230H243ZM242 231V232H243ZM250 231V230H249ZM249 231H247V233L249 234ZM194 232H195V230H194ZM209 232V231H208ZM218 232V231H217ZM227 232V234H228V231H226ZM255 232V233H256ZM123 233V232H122ZM187 233V231L184 233V234H186ZM189 233V232H188ZM193 232H191L190 234H192ZM195 233H197V232H195ZM194 233V234H195ZM210 233V232H209ZM222 233L221 234H219L218 233V235H221L220 237H222L223 235H222ZM235 232H233V234H234ZM1 234V233H0ZM129 234V233H128ZM189 234V238H188V234H186V237L184 238V240H181V238H180V236L178 237V239L175 241V245H174V251H171L169 254H165L163 251H162V249H160V251L161 252H163L164 254H159L158 255V258H156V257H154L157 261H158V263L157 264H172V261L175 263V264H200V263H203V261H201L200 260V258L203 260V259H205V258H203V256H204V254H205V252L207 251V249L205 248V246H204V239L203 240H201V237L200 236H196V234H195V236L194 235H190ZM226 234V235H227ZM236 234H237V231H236ZM246 234V233H245ZM244 234V235H245ZM174 235H179L178 234V230H177V233L176 234H174ZM183 235V234H182ZM181 235V236H182ZM201 235V234H200ZM211 235H213L212 233H211ZM217 235V234H216ZM225 234H224V236H226ZM251 235H252V233H251ZM255 235V234H254ZM8 236H10V235H7V236H5V237H1L2 238V240H0V264H5L6 262H11V263H13V264H15V263H17V264H19L20 263V260H26V259H30L31 257L30 256H32V254L30 253V252H28V253H26V254H24L25 252H24V250H23V248H24V244H25V242L23 241L25 238H23L22 239V241L20 240V237L19 236H17L16 235V237H8ZM206 236H209V235H206ZM205 236V237H206ZM173 237V236H172ZM212 237V236H211ZM9 238V239H8ZM31 238H34V237H31ZM254 238V237H253ZM7 239V240H6ZM208 239V238H207ZM213 239H216V238H213ZM218 239V238H217ZM216 239V240H217ZM222 239H226V238H222ZM35 240V239H34ZM211 240V239H210ZM165 241V240H164ZM187 241V243H185ZM188 241H189V243H188ZM22 242V243H21ZM213 242V241H212ZM228 242V241H227ZM21 243V244H20ZM34 244V243H33ZM211 244V243H210ZM222 244V243H221ZM200 245H202V246H200ZM218 245V244H217ZM33 246V245H32ZM32 246H31V248H32ZM21 248L20 249V251H19V253H14V252H16L17 251V249L18 248ZM36 247V246H35ZM34 247V248H35ZM66 247H69V245H63V247L62 248H64L65 249V251H67L68 249L66 248ZM161 247V246H160ZM212 247V246H211ZM71 250H73V247L71 248ZM201 250V252H203V254H201V257L198 259L199 261H197V263H195L196 262V260H197V258H194V256H196L195 254L197 253V255H198V253H199V251ZM72 252H74V251H72ZM75 252H76V254L77 255H79V256H81L82 258H84L80 253H84V254H86V252H87V249L85 248V247H81V248H77V247H75ZM223 252V251H222ZM88 253V252H87ZM154 255V254H153ZM194 255V256H193ZM203 255V256H202ZM155 256V255H154ZM75 258L77 257L76 255L74 256ZM197 257V256H196ZM220 257L221 256H219V259H220ZM222 258V257H221ZM67 260L68 262L67 263H69V264H73L74 263V259H73V255L72 256H70V251H67V253H66V255H65V257H64V260ZM195 259V260H194ZM211 258H207V260L209 261ZM223 259V258H222ZM224 260V259H223ZM225 260H227V259H225ZM224 260V261H225ZM71 261V262H70ZM195 261V262H194ZM205 261V260H204ZM211 261H212V259H211ZM214 261V260H213ZM141 262H143V261H141ZM226 262H229V259H228V261H226ZM143 263H145V262H143ZM210 263V262H209ZM214 263V262H213ZM204 264H207L206 262L204 263ZM211 264V263H210ZM216 264H220V262H217ZM226 264H229V263H226ZM232 264H235V262H233ZM237 264H241L240 262L239 263H237Z\"/></svg>",
  "mask_w": 264,
  "mask_h": 264
},
{
  "label": "snow or ice",
  "instance_id": "snow-or-ice-1",
  "mask_svg": "<svg viewBox=\"0 0 264 264\" xmlns=\"http://www.w3.org/2000/svg\"><path fill=\"white\" fill-rule=\"evenodd\" d=\"M218 2H222L224 4L231 5L233 0H218ZM15 3H16V0H8V3L5 5V7H8L9 5H13ZM96 4H97V0H91V3L88 6H86L83 9V11H79V14L75 16V19H73L71 21V24H69L68 27L71 28L72 25H75L82 17H84L85 13H87L89 11V9L94 7ZM199 6L201 8L214 7V5H206L204 3V0H199ZM180 7H185L186 8V7H188V5L176 4V5L173 6V8H180ZM173 8H168L167 11L168 12H172ZM125 9L127 10V4L126 3H125ZM3 15H5V14L0 12V16H3ZM212 19H213V17L207 16V17H205L203 19L202 22L201 21H196L194 27L191 26V25H184L183 32H181V31H171V32L166 33V35H170V36H173V37H179V36L184 35V33L194 34L196 29H203V27L205 25H209ZM24 31L25 32H32V31H35V29H32V28H30L28 26H25ZM158 31H159L158 26L152 27V32H158ZM112 35L113 34L111 32L108 33L109 37H112ZM150 35H151V33H149L147 36L140 35V34H133V36H132L131 40L129 41V43H133L134 44L137 41L148 39L150 37ZM106 43H107V46L103 47L101 49V54L103 55V57L105 59V63H107V57H108V55L110 53V49L112 47V39H108L106 41ZM228 43L231 44V43H233V41L231 39H229ZM71 67H72V69H77L78 68V66L75 63H73L71 65ZM3 79H4V77H0V80H3ZM66 79H67V77H66ZM53 87H56V85L53 84ZM109 91H111V89H109ZM93 94L95 96H100L102 93L99 92V91H96ZM32 98L33 97L31 95L28 97L29 100H32ZM176 103L179 104L180 101H176ZM92 110H93L92 108H89V107L85 106V111H92ZM137 110L138 111H143L144 109H137ZM156 110H158L160 112H170L171 111V109H169V108H159V109H156ZM221 111L223 113V117L222 118L224 120H228L229 117H233L236 114H238L236 105H234V104L231 105L227 109V111H225L223 109ZM77 114L78 115L81 114V113H79V110L77 111ZM183 124H184L183 127H181L180 124H177L176 128H173L171 130L170 134H165V136L163 138L157 139L156 143L157 144H164L167 141H172L174 138L178 139L180 137V135L186 131V128H187V120L186 119L183 121ZM216 144H217V141L215 139H212L210 143L208 141H205L203 143V147L201 148V151H204V149H211V147L213 145H216ZM232 155L235 156V150L234 149H233ZM164 159L166 160L167 157L165 156ZM73 163H79V161H75L74 160ZM157 163L159 164V160L157 161ZM163 167H164V164H159V168H157L156 166H153L152 172H159V170L162 169ZM224 167L230 169V168H232V164L228 163V162H225L224 163ZM69 168H71V165H69L67 163L65 165H62L58 170H56L49 177V180L46 181L44 185H42L36 191H34L31 194H29L27 196L26 200L21 201L19 206L15 207V211L20 212L22 210H26V209H29V208H31L33 206H36L38 203L42 202L43 199H45L47 197V195H49L51 193V191L54 189L56 182H58V180L62 177V175ZM217 170H219V166H217ZM151 174L152 173H148V176H150ZM261 175L264 176V173H261ZM146 178L147 177L144 174H141L139 176V179L141 181H144ZM12 179H13V181H15V175H13ZM237 179L239 180L240 187H243L244 186V180L240 179L239 177H237ZM252 179L255 180L256 177L252 176ZM114 191L117 192V193H122L123 189H114ZM13 198H14V193H13ZM6 204H7V208L8 209H11L13 207L11 200H7ZM210 207H211V201H209L207 203H195V204H192L190 206V208L187 209V211H190L192 213L204 212L206 209H209ZM3 215H6V211L3 213ZM3 215H0V219L3 218ZM80 239L84 243L88 242L86 240H83V236H81ZM90 239H91V237H89V240ZM89 252L93 256L91 264H104L103 258H102V254L99 251L98 247L90 248Z\"/></svg>",
  "mask_w": 264,
  "mask_h": 264
}]
</instances>
